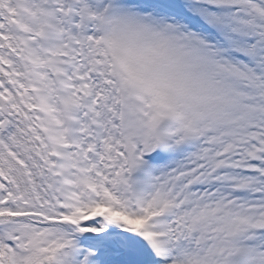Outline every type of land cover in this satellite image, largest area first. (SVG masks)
<instances>
[{
  "label": "snow or ice",
  "instance_id": "6c2138e0",
  "mask_svg": "<svg viewBox=\"0 0 264 264\" xmlns=\"http://www.w3.org/2000/svg\"><path fill=\"white\" fill-rule=\"evenodd\" d=\"M0 264H264V0H0Z\"/></svg>",
  "mask_w": 264,
  "mask_h": 264
}]
</instances>
